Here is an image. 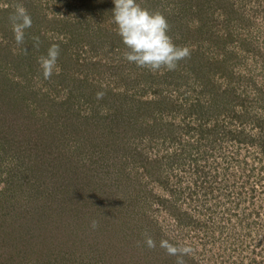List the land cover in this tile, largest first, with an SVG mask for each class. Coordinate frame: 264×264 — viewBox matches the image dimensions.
Instances as JSON below:
<instances>
[{
	"label": "rangeland",
	"instance_id": "rangeland-1",
	"mask_svg": "<svg viewBox=\"0 0 264 264\" xmlns=\"http://www.w3.org/2000/svg\"><path fill=\"white\" fill-rule=\"evenodd\" d=\"M137 2L190 48L175 71L124 59L112 0H0V264H176L161 239L264 264V0Z\"/></svg>",
	"mask_w": 264,
	"mask_h": 264
},
{
	"label": "clouds",
	"instance_id": "clouds-1",
	"mask_svg": "<svg viewBox=\"0 0 264 264\" xmlns=\"http://www.w3.org/2000/svg\"><path fill=\"white\" fill-rule=\"evenodd\" d=\"M112 3L114 5L111 10L112 22L116 25L117 34L127 49L124 53L126 61L155 73L161 70L175 71L180 61L190 58V48L186 45H177L169 35L170 24L161 11L149 10L137 0H112ZM9 21L15 43L17 46H24L23 51L27 53L25 30L32 26L31 15L23 4H18L9 15ZM31 40L32 47L38 50L40 38L33 36ZM59 56L60 46L53 43L48 47L45 55L38 57V64L45 80L52 78L54 70L58 74ZM105 95V91H98L95 98L99 101ZM98 226L97 220H91L92 230H96ZM143 243L150 250L157 247V242L147 232L144 233ZM137 245L139 246V242ZM159 247L167 255L176 257V264H186L184 257L194 252V248L190 245L178 246L167 239H161Z\"/></svg>",
	"mask_w": 264,
	"mask_h": 264
}]
</instances>
